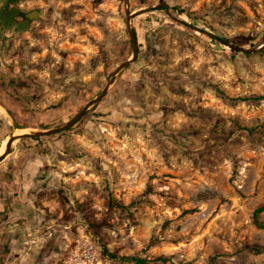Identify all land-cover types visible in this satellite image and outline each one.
Wrapping results in <instances>:
<instances>
[{
	"label": "rangeland",
	"instance_id": "obj_1",
	"mask_svg": "<svg viewBox=\"0 0 264 264\" xmlns=\"http://www.w3.org/2000/svg\"><path fill=\"white\" fill-rule=\"evenodd\" d=\"M30 5L44 11L33 79L0 78V157L17 129L69 127L14 141L0 174H56L39 198L59 219L46 264L87 240L103 264H135L104 247L148 264H264V0Z\"/></svg>",
	"mask_w": 264,
	"mask_h": 264
},
{
	"label": "crops",
	"instance_id": "obj_2",
	"mask_svg": "<svg viewBox=\"0 0 264 264\" xmlns=\"http://www.w3.org/2000/svg\"><path fill=\"white\" fill-rule=\"evenodd\" d=\"M54 174L49 170L34 169L33 165L17 175L12 172L0 174V182L6 186L0 187V264H46L49 250L53 248L54 252L50 254H56L57 245L49 249L47 242L52 238L49 234H54L55 228L59 227V219L48 221L39 204L42 193L47 191L49 196L51 185L56 184ZM20 178L26 180L22 186ZM54 203L56 201H42L44 206ZM7 214L9 217L3 220ZM55 239L59 242L57 237Z\"/></svg>",
	"mask_w": 264,
	"mask_h": 264
},
{
	"label": "flooded vegetation",
	"instance_id": "obj_3",
	"mask_svg": "<svg viewBox=\"0 0 264 264\" xmlns=\"http://www.w3.org/2000/svg\"><path fill=\"white\" fill-rule=\"evenodd\" d=\"M43 15L44 11L32 9L30 0H0V78L18 77L26 68L25 76L33 79L29 39L35 29L33 23ZM42 92L40 88V97Z\"/></svg>",
	"mask_w": 264,
	"mask_h": 264
},
{
	"label": "built area",
	"instance_id": "obj_4",
	"mask_svg": "<svg viewBox=\"0 0 264 264\" xmlns=\"http://www.w3.org/2000/svg\"><path fill=\"white\" fill-rule=\"evenodd\" d=\"M52 236L53 234L50 233L48 237ZM81 244L82 246H79L76 251L70 252L65 264H103L100 253L89 240Z\"/></svg>",
	"mask_w": 264,
	"mask_h": 264
},
{
	"label": "trees",
	"instance_id": "obj_5",
	"mask_svg": "<svg viewBox=\"0 0 264 264\" xmlns=\"http://www.w3.org/2000/svg\"><path fill=\"white\" fill-rule=\"evenodd\" d=\"M225 42L230 43V41H228V40H225ZM262 213H264V205L262 207H260L259 209H257L255 211V214H254V223L260 229H264V223L259 218ZM103 255L105 256V258L109 259L110 261H121V260H123L125 262H130V263H135V264H148V263H150V261L147 259H141V258H136V257H122L121 259H119L117 254L110 253V251L106 247H104V249H103ZM158 260L167 261V259H165L163 257H161Z\"/></svg>",
	"mask_w": 264,
	"mask_h": 264
},
{
	"label": "water",
	"instance_id": "obj_6",
	"mask_svg": "<svg viewBox=\"0 0 264 264\" xmlns=\"http://www.w3.org/2000/svg\"><path fill=\"white\" fill-rule=\"evenodd\" d=\"M133 37H134V36H133ZM137 53H138V50L136 49L135 52H134L133 60H135V58L137 57ZM129 63H131V61L126 62V63H125V66H127ZM70 124H72V123H70ZM68 127H69V126H66V127L62 128V129H57V130H53V131H47V132H43V133H33V134L31 133V134H25V135H22V136H14V135H13V136L11 137V139H10L8 145H7V151L5 152L4 155L6 156V155L9 154V149H10L12 143H13L14 141H16V140L23 139V138L38 137V136H41V135H43V134H48V133H56V132H58V131H60V130H65V129H67ZM4 155L0 157V162H1L2 160L5 159V156H4Z\"/></svg>",
	"mask_w": 264,
	"mask_h": 264
},
{
	"label": "bare ground",
	"instance_id": "obj_7",
	"mask_svg": "<svg viewBox=\"0 0 264 264\" xmlns=\"http://www.w3.org/2000/svg\"><path fill=\"white\" fill-rule=\"evenodd\" d=\"M1 108V107H0ZM4 111V110H3ZM17 128V127H16ZM27 132H30V130H23V129H17L14 133V136H22V135H25V134H28ZM10 139L7 138L5 140V143H9ZM14 143V142H13Z\"/></svg>",
	"mask_w": 264,
	"mask_h": 264
}]
</instances>
